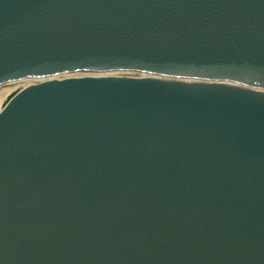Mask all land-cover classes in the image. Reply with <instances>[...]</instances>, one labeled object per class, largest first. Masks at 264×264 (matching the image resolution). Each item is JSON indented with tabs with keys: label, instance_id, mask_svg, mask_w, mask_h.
I'll list each match as a JSON object with an SVG mask.
<instances>
[{
	"label": "water",
	"instance_id": "95a60500",
	"mask_svg": "<svg viewBox=\"0 0 264 264\" xmlns=\"http://www.w3.org/2000/svg\"><path fill=\"white\" fill-rule=\"evenodd\" d=\"M32 77L0 264H264V0H0V85Z\"/></svg>",
	"mask_w": 264,
	"mask_h": 264
},
{
	"label": "bare ground",
	"instance_id": "6f19581e",
	"mask_svg": "<svg viewBox=\"0 0 264 264\" xmlns=\"http://www.w3.org/2000/svg\"><path fill=\"white\" fill-rule=\"evenodd\" d=\"M76 75H138L142 76L143 74L130 72V71H115L114 73H104V72H79V73H67V74H60L59 77H65V76H76ZM42 78H21V79H15L12 81H9L7 83H4L0 85V110L2 107V103L5 101V98L12 94L14 91L21 90L23 87L27 86L28 84H31L33 82H36ZM233 83H237L234 81H230ZM264 90V89H263Z\"/></svg>",
	"mask_w": 264,
	"mask_h": 264
}]
</instances>
